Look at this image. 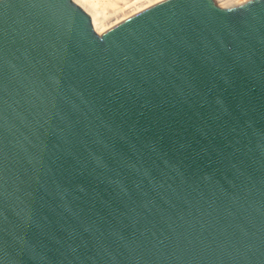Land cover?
Masks as SVG:
<instances>
[{
  "label": "water",
  "instance_id": "95a60500",
  "mask_svg": "<svg viewBox=\"0 0 264 264\" xmlns=\"http://www.w3.org/2000/svg\"><path fill=\"white\" fill-rule=\"evenodd\" d=\"M0 264H264V0H0Z\"/></svg>",
  "mask_w": 264,
  "mask_h": 264
},
{
  "label": "rangeland",
  "instance_id": "374dc122",
  "mask_svg": "<svg viewBox=\"0 0 264 264\" xmlns=\"http://www.w3.org/2000/svg\"><path fill=\"white\" fill-rule=\"evenodd\" d=\"M130 0H84V3L90 7L93 11L97 12L100 19L104 20V28L99 29L98 33L103 32L105 29L110 27L111 25L117 23L118 21L128 17L129 15L139 11L143 8H140L136 11H133L132 8H129L128 5L124 6V4H128ZM155 1V0H154ZM217 3L221 6L232 5L236 3H240L244 0H216ZM152 4V3H150ZM149 4V5H150ZM148 5V6H149ZM124 6V12H117L120 7ZM128 7V8H127ZM147 7V6H146ZM145 8V7H144Z\"/></svg>",
  "mask_w": 264,
  "mask_h": 264
},
{
  "label": "bare ground",
  "instance_id": "6f19581e",
  "mask_svg": "<svg viewBox=\"0 0 264 264\" xmlns=\"http://www.w3.org/2000/svg\"><path fill=\"white\" fill-rule=\"evenodd\" d=\"M76 3H78L85 11L88 12V14L90 15L91 18V22L92 25L94 27V29L99 32L98 30L101 28H104L105 24H104V18L100 19L102 17H100L99 15H97V12L93 11L90 7H88L85 3L84 0H74ZM159 0H130L128 2V4H124V6L128 5L129 8H132L133 11H136L140 8H144L146 6H148L150 3H154L157 2ZM124 6L120 7L118 10H116L117 12H124ZM127 7V8H128ZM100 18H99V17Z\"/></svg>",
  "mask_w": 264,
  "mask_h": 264
}]
</instances>
